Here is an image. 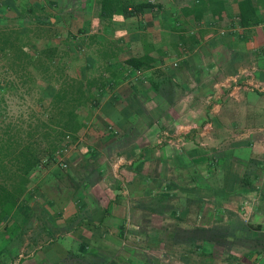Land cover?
<instances>
[{"label":"crops","instance_id":"0c3cea01","mask_svg":"<svg viewBox=\"0 0 264 264\" xmlns=\"http://www.w3.org/2000/svg\"><path fill=\"white\" fill-rule=\"evenodd\" d=\"M100 1L31 0L82 47L95 110L69 175L0 229V264H264V0L244 23L242 0Z\"/></svg>","mask_w":264,"mask_h":264},{"label":"rangeland","instance_id":"374dc122","mask_svg":"<svg viewBox=\"0 0 264 264\" xmlns=\"http://www.w3.org/2000/svg\"><path fill=\"white\" fill-rule=\"evenodd\" d=\"M19 4L22 9L34 7L31 0H19ZM5 17L8 20L0 22V27H20L16 12L6 13ZM23 26L25 31L20 37L28 43L25 49L33 59L5 56L0 51V142L8 141L0 157L5 170L10 171L26 167L24 151L28 157L34 155L27 192L14 212L30 210L39 181H49L50 173L58 171L51 177L59 180L68 174L69 156L85 146L79 137L87 135L95 110L88 105L80 74L75 73L83 63L82 47L67 51V42L56 43L58 37L48 27L27 21ZM38 48H45L46 55L38 54ZM5 175L9 177L10 173Z\"/></svg>","mask_w":264,"mask_h":264},{"label":"trees","instance_id":"16d2710c","mask_svg":"<svg viewBox=\"0 0 264 264\" xmlns=\"http://www.w3.org/2000/svg\"><path fill=\"white\" fill-rule=\"evenodd\" d=\"M19 1V0H18ZM17 0H0V22L7 21L6 13L16 12L18 18H20L18 28H8L4 26L0 27V51L5 54V56H11L14 58H25L28 61L33 59V56L30 53H27L25 43L20 35L25 31L23 26V21H27L32 17V6L22 7L20 6ZM125 0H101L100 1V14L109 16L117 11V6H124ZM146 3H140L133 5V10L138 11L142 6H146ZM240 15L242 18V23H244V11L250 9L251 1L242 0L239 2ZM19 8V9H18ZM22 9V10H21ZM125 9V14L129 13ZM132 13V11H131ZM18 20V19H17ZM23 20V21H22ZM21 22V24H20ZM28 22V21H27ZM29 23V22H28ZM25 24V23H24ZM21 28V29H20ZM39 49V50H38ZM37 53L42 55L45 52V48H38ZM51 56L50 54L47 56ZM123 63L127 66H132L135 68H142L148 66L144 58H135V57H126L123 60ZM74 116V112L71 113ZM74 120V118H72ZM75 124V123H74ZM76 125V124H75ZM73 126L75 130L76 127ZM75 127V128H74ZM8 141L4 139L0 142V150L3 148ZM26 155V167L17 168L14 170L7 171L4 168L3 159L0 157V229H5L8 226V220L11 218L12 213L17 208L20 200L24 197L27 192V186L29 183V172L34 167V155L31 157ZM10 173L9 177H6L5 174Z\"/></svg>","mask_w":264,"mask_h":264},{"label":"built area","instance_id":"2783aa9c","mask_svg":"<svg viewBox=\"0 0 264 264\" xmlns=\"http://www.w3.org/2000/svg\"><path fill=\"white\" fill-rule=\"evenodd\" d=\"M176 64H177L176 62H173V65H176ZM61 166L65 167V163H62Z\"/></svg>","mask_w":264,"mask_h":264}]
</instances>
